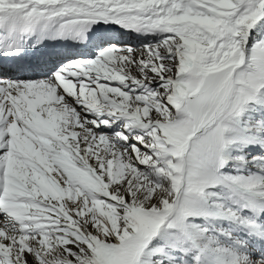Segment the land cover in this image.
I'll list each match as a JSON object with an SVG mask.
<instances>
[{"label": "snow or ice", "instance_id": "1", "mask_svg": "<svg viewBox=\"0 0 264 264\" xmlns=\"http://www.w3.org/2000/svg\"><path fill=\"white\" fill-rule=\"evenodd\" d=\"M0 264H264V0H0Z\"/></svg>", "mask_w": 264, "mask_h": 264}]
</instances>
